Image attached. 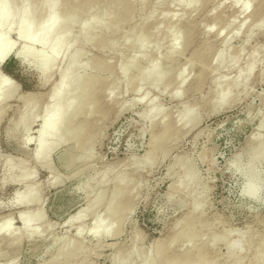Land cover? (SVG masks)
<instances>
[{
	"label": "rangeland",
	"instance_id": "374dc122",
	"mask_svg": "<svg viewBox=\"0 0 264 264\" xmlns=\"http://www.w3.org/2000/svg\"><path fill=\"white\" fill-rule=\"evenodd\" d=\"M131 1L136 13L134 11L130 19L122 22L111 35V42L98 38L85 48L83 71L87 76L84 82L88 74L94 72L87 70L90 60L102 67L96 78V112L86 118L95 89L72 102L67 119L76 117L77 122H87L86 130L82 129L78 139H71L52 154L53 174L36 161L42 123L35 115H40L45 108V98L29 102L31 113L22 115L26 101L21 97L31 93L47 96L51 85L60 84L61 78L55 76L51 84L42 86V71L33 67V56L25 64L12 55L0 65V79L5 77L16 88V95L5 101L0 117V220L10 218L12 228L17 230L21 228L18 220L21 212L34 217L40 211L45 223L41 235L17 244L0 237V264L8 261L45 264L62 247L66 250L62 264H68L70 252L80 247H84L85 254L78 257L75 264H160L159 248L163 249L172 237L180 234L187 226V218L191 219L190 215L195 212L201 214L198 220L206 225L201 229L205 237L197 241V246L207 260L224 264L234 250L240 249L242 264H254L255 256L264 252V207L251 206L239 198L228 167L233 153L249 145L252 136L264 139V29L254 27L257 20L264 17V0H248L249 12L243 15L238 12L242 10L243 0L239 3L202 0L198 4H193L192 0H158L159 3L145 0L143 11L139 0ZM52 2L45 0L40 10V0H31L30 20H38ZM64 2L57 1L54 18L64 13ZM117 13L113 12L105 25L117 21ZM168 14H174L175 19H166ZM249 15L251 18L247 20ZM98 20L104 23L102 17ZM168 25L173 26L167 31ZM135 27L145 36L141 35V45L150 46L148 58L140 49L131 48L132 38L126 44L122 42ZM156 27L159 30L150 42L149 36ZM184 29L186 35L182 34ZM249 29H254L253 36ZM1 34L6 42L16 44V49L23 48L16 30L7 32L4 29ZM171 36H176L177 41L170 58L174 69L169 72L166 51ZM80 37L77 26L66 45ZM229 37L228 45H223ZM33 51L36 55L46 52L38 46H34ZM216 52L230 59L239 54L238 64L215 71ZM134 57L137 62L133 65L128 59ZM156 57H160V61L154 64V71L165 80L172 78L166 89L149 87L152 80L149 77L137 85L140 77L134 85L126 83V75L141 74ZM191 59L195 62L192 66L189 65ZM252 60H255V68L246 85L234 88L225 105H217V80L227 86L234 85L238 74L244 73ZM120 64L125 68L123 75L119 71ZM179 68H182L181 78L186 83L183 88L173 80ZM150 74L153 77L154 73ZM176 89H181L178 98L172 96ZM142 95H146L143 101L140 100ZM151 104L159 109L154 122L141 116ZM191 106L196 114L189 122L198 120V124L188 129L180 112L183 107ZM61 129L69 138L79 132L66 129L64 124ZM87 141L89 143L84 144ZM68 155L78 156L75 164L61 162V157ZM145 155H148L151 168L138 170L137 164ZM181 160L196 171L195 179L186 190L175 187L177 175L181 173L178 166ZM7 161L21 162L34 175L31 183L38 188V193L28 208L13 205L15 194L23 191V185L11 181L1 183ZM17 171H14L16 176ZM104 174L107 180L100 182ZM51 176L59 180L58 183L56 179L49 182ZM122 177L130 185L137 184V188L130 187V193L123 199V210L128 209V212L120 228L114 221L110 224L109 235L94 238L89 235L93 224L91 214L80 222L69 224L88 200L100 191L112 192ZM103 211V208L98 210L100 214ZM78 225L84 230L80 237L76 234ZM158 241L161 244L157 246ZM189 247H173L170 254L181 256Z\"/></svg>",
	"mask_w": 264,
	"mask_h": 264
},
{
	"label": "bare ground",
	"instance_id": "6f19581e",
	"mask_svg": "<svg viewBox=\"0 0 264 264\" xmlns=\"http://www.w3.org/2000/svg\"><path fill=\"white\" fill-rule=\"evenodd\" d=\"M30 1L31 0H0V31L4 29L7 32H10L11 30H16L17 35H19L21 39L20 41L22 42L23 46L21 50L16 49V44L6 42L4 35L1 34L0 65H2L6 60H8V58L12 55L18 56V58L23 60L25 64H27V62L33 56V58L35 57L34 59H32L34 60L32 61L34 65L33 67H35L39 71H42V86H48L49 84H51L55 76L61 78L60 84L58 83L55 85H51L47 96H44L40 93H31L28 97H21L22 100L26 101L22 115H28L29 113H31L32 109L30 108L29 102H38L39 98H45V108H43L42 113L40 115H35L36 118L39 117L42 123L40 133L38 134L39 145L38 152L36 155V161L43 167H47L51 174H53V168L50 166V158L52 154L63 146L69 144V141L71 139H74L76 137V139H78L79 134L82 133V129L86 130L87 122H77L76 117H73L69 120L67 119V113L72 108V102L77 98H83L88 90L96 88V85L98 83L96 78L98 76V72L102 69L101 66L95 65L93 63V59L90 60L86 67L87 70L91 69L94 72L88 74L87 81L84 82V78L87 76L86 72L83 71V59L86 54V46L90 42L98 40V38H101L100 40L108 39V42H111V35L118 30V27L122 25V22H124L126 18L131 17V14H135L136 11L133 8V3L131 0H126L125 2H121V0H65V11H63L64 13L61 14L57 19L54 18L53 13L54 10H56L58 0H53V2L50 3L45 9L44 15H41L38 20L31 21L29 18ZM241 1L242 0H233L234 3H239ZM243 1L244 4L242 6V10H238V12H240L242 15L249 12V5L247 4L248 0ZM250 1L255 2L256 0ZM201 2L202 0H192L193 4H198ZM44 3L45 0H40V10H43ZM139 3L141 6L140 9L142 10L145 6V0H139ZM115 11H118V20L112 21L113 23H111L110 25H105L106 22L111 20V15ZM99 17H102L104 19V23H101L98 20ZM175 17L176 16L174 14H168L165 18L171 19L173 21ZM80 18H84L83 21H85V23L82 20H79ZM249 18H251V15L248 16L247 20ZM244 25L245 24H243V26ZM77 26H79L80 28L81 37L77 39L74 43L70 42L69 45H66V43L69 41V36L72 34V31ZM172 26L173 25H168L167 31ZM254 27L258 28L259 30L264 29L263 16L257 20ZM132 30V33L126 34L122 38V42L126 44L128 43L129 39L132 38V43L130 45L131 48L135 50L140 49V51L146 53L147 58L150 57V46L141 45V30L136 27ZM156 30H159L158 27L154 28L153 33H151V35L149 36L150 42L153 39L152 36L155 35ZM249 30L250 36H253L254 29ZM182 34L186 35L185 29L182 30ZM234 34L232 35L234 36ZM142 36L145 37L144 35ZM230 37L225 38V40L223 41V45H228ZM176 41L177 37L171 36L166 51L169 60V64L167 65V71L169 72H172L174 69L170 58L171 54L174 52V49L176 47ZM34 46H38L42 48V51L46 50V52L39 53L36 55V53L33 51ZM239 57L240 55L238 54L234 58L230 59L225 55L216 52L213 59L214 70L217 71L224 68L236 67V65L238 64ZM128 60L133 65L134 62H137V60H135V57L134 59L129 58ZM159 61L160 57H156L155 59L150 60L146 68L139 75H126V83H133L134 85L135 81L138 79V77H140V81L135 84L137 85L140 84V82L147 81L149 77L152 79L149 87L154 90L166 89L169 86V83L171 82L172 78H168L167 80H165L160 73L154 71V64L158 63ZM193 63L195 62L191 59L189 61V65L192 66ZM123 64H120L119 68L121 75L125 73V68ZM254 68L255 60H252L246 68L245 72H240L238 74L237 80L232 86H227L223 82L218 80L216 83L214 82L217 105L223 106L227 102H229L232 90L239 86H245L246 83L249 81ZM176 71L178 72V74L174 77L173 80L178 85V87L183 88L186 83H184L183 79L181 78L182 68H179ZM150 73H154L153 77L150 76ZM15 89L16 88L13 87L12 82H9V80H7L5 77L0 79V117L3 113L5 101L13 98L16 95ZM96 91L97 89H95L94 94L89 102V112L86 116V118L88 119L95 115L94 113L96 112ZM180 93L181 89H176L172 93V96L174 98H178L180 96ZM145 98L146 95H142L140 100L143 101ZM158 110L159 109L155 106V104H151L141 114V116L145 119H150L152 122H154V117L157 115ZM195 114L196 110L192 106L183 107L180 112V118L182 121L185 122V127H187L188 129H193L198 124V120L189 122L193 117H195ZM61 124H64L66 126V129L68 130L72 129L79 132H76V134L72 136V138H69L67 137L68 133L65 132L64 129H61ZM262 125L264 127V119L262 120ZM59 132H61L62 135H59ZM47 140H49L50 142H47ZM250 141V144H264V139L255 135L250 138ZM87 143H89V141L84 144ZM151 152L152 150H150L148 154H150ZM62 157L61 162L64 165H68V163L75 164L78 158V156L72 155H68L63 158ZM137 165H139L137 167L138 170H140L141 168H151V165L148 164V155H145L140 164ZM178 166L181 170V173L177 175L178 181H176L175 187L177 189L186 190L190 186L191 182L195 179L196 171L194 168H189L185 160L179 161ZM5 167L6 173L5 177L1 180L2 185L11 181L12 183L18 186L23 185L24 187L23 191L17 192L15 194V202L13 203V205L22 206L25 208L30 207V204L33 202L35 196L38 193V188L33 183H31L34 178V175L29 173L25 165L21 162L15 164L14 162L7 161ZM15 170H18V176L15 175ZM51 177L52 178L49 179V182L51 180H53L54 182V179L56 178H53V176ZM106 180L107 174H104L101 177L100 182H105ZM58 181L59 180H57L56 183H58ZM130 184L131 183L126 181V178L122 177L117 181V185L112 192L108 193V190L98 192L92 199L87 201L86 206L83 209L78 211L70 219L69 224L80 222L85 218V216L91 214L93 217V224L91 225V228L89 230V235L91 234V236L94 238H98L99 236L106 237L107 235H109L111 233L110 224H113L114 221V223L120 228V225L124 220L125 213L128 212V209L123 210V199L130 193V187H132L133 189L137 188V184ZM100 208L104 209L103 214H100L98 212ZM122 211L124 213H121ZM116 215L119 216L116 217ZM200 215L201 214L197 212H195V214H191L190 216L192 218H187V226H185L186 228H184L180 234L172 237L169 240L167 246H165L163 249L162 247L159 248L158 253L160 256V264H217L215 260H207V256L205 257V255L202 253V249L198 248L199 246H197V241L200 242L205 237L201 234V229L204 230V228L206 227L205 223H201L198 220ZM18 220L21 224V228L17 230H14L12 228V220L10 218H4L0 220V237L5 238V240H8L10 244H17L23 239H31L35 236H39L42 233L41 229L44 230L45 223L42 220L40 211L34 217H30L29 213L21 212L18 215ZM83 232L84 230L82 229V226L78 225L76 229L77 236L80 237L82 234H84ZM245 241L247 242V240ZM156 244L158 246L161 244V242L158 241ZM184 245H189L190 247L181 256L170 254V251L173 250V247H181ZM65 252V248L62 247L45 264H62V259L65 255ZM241 253L242 251L240 249L234 250V253L224 262V264H242L243 260L240 257ZM83 254H85L84 247L72 250L69 255L70 259L68 264H75L76 259ZM254 261V264H264V252H262L261 254L258 253L255 256ZM5 264H12V262L8 261Z\"/></svg>",
	"mask_w": 264,
	"mask_h": 264
},
{
	"label": "clouds",
	"instance_id": "9594fccd",
	"mask_svg": "<svg viewBox=\"0 0 264 264\" xmlns=\"http://www.w3.org/2000/svg\"><path fill=\"white\" fill-rule=\"evenodd\" d=\"M239 198L254 207H264V144L240 148L228 162Z\"/></svg>",
	"mask_w": 264,
	"mask_h": 264
},
{
	"label": "water",
	"instance_id": "95a60500",
	"mask_svg": "<svg viewBox=\"0 0 264 264\" xmlns=\"http://www.w3.org/2000/svg\"><path fill=\"white\" fill-rule=\"evenodd\" d=\"M16 57V59H18V56H15Z\"/></svg>",
	"mask_w": 264,
	"mask_h": 264
},
{
	"label": "trees",
	"instance_id": "16d2710c",
	"mask_svg": "<svg viewBox=\"0 0 264 264\" xmlns=\"http://www.w3.org/2000/svg\"><path fill=\"white\" fill-rule=\"evenodd\" d=\"M7 69V68H6Z\"/></svg>",
	"mask_w": 264,
	"mask_h": 264
}]
</instances>
